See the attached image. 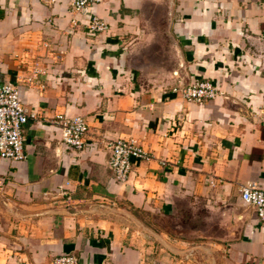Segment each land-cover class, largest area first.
Returning <instances> with one entry per match:
<instances>
[{
	"label": "crops",
	"instance_id": "obj_1",
	"mask_svg": "<svg viewBox=\"0 0 264 264\" xmlns=\"http://www.w3.org/2000/svg\"><path fill=\"white\" fill-rule=\"evenodd\" d=\"M93 14L107 24L90 28ZM37 71L38 76L34 74ZM219 89L188 103L173 90ZM39 118L0 163V264H264V0H0V86ZM82 116L88 144L62 143ZM149 155L116 180L107 143Z\"/></svg>",
	"mask_w": 264,
	"mask_h": 264
},
{
	"label": "built area",
	"instance_id": "obj_2",
	"mask_svg": "<svg viewBox=\"0 0 264 264\" xmlns=\"http://www.w3.org/2000/svg\"><path fill=\"white\" fill-rule=\"evenodd\" d=\"M106 0H73V10L82 13L88 8H96ZM90 28L98 33L108 27L96 14H93ZM38 76L37 71L34 74ZM173 92L188 103H202L213 100L219 94L218 87L212 81H199L185 87L175 88ZM39 118V112L30 109L18 84L0 86V163L3 161H23L25 155L24 127ZM57 123L62 129V143L72 152L82 151L88 144L89 128L82 116L67 118L57 116ZM110 151V168L117 181H128L134 159L148 160V153L136 142L115 140L107 143ZM242 200L254 207L257 218L264 223V189L256 182L242 187ZM47 264H80L75 255L55 256Z\"/></svg>",
	"mask_w": 264,
	"mask_h": 264
}]
</instances>
